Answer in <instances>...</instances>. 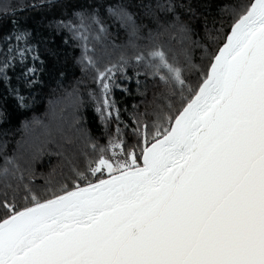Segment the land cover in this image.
Masks as SVG:
<instances>
[{"label":"snow or ice","instance_id":"snow-or-ice-1","mask_svg":"<svg viewBox=\"0 0 264 264\" xmlns=\"http://www.w3.org/2000/svg\"><path fill=\"white\" fill-rule=\"evenodd\" d=\"M160 7L172 19L158 21L159 27L186 46V67L158 44L134 57L167 90L162 94L167 103L157 105L151 124L144 114L125 123L112 97L113 88L120 87L117 73L128 79V60L122 56L101 69L88 55L86 21L105 31L100 6L76 12L78 24L55 22L57 29L67 28L85 41L83 59L97 74L100 96L93 99L108 139L106 144L89 140L91 155L84 153L82 162L66 157L67 171L58 178L50 173L39 186L30 168L22 171L5 158L0 264H264V0L231 10L230 30L209 36L215 50L205 48L200 65L190 54L191 45H199L191 4L167 0ZM178 9L190 15L182 18ZM107 11L137 34L123 7ZM31 35L14 29L4 36L0 77L5 83L17 62L25 82H36L40 57ZM149 38L155 39L151 32ZM186 70L195 71V84ZM10 91L27 107L18 89ZM48 136L53 142L52 131Z\"/></svg>","mask_w":264,"mask_h":264},{"label":"trees","instance_id":"trees-1","mask_svg":"<svg viewBox=\"0 0 264 264\" xmlns=\"http://www.w3.org/2000/svg\"><path fill=\"white\" fill-rule=\"evenodd\" d=\"M174 2L191 4L196 12L194 23L198 35L193 39L198 40L199 45H191V53L194 57L192 62L200 65L204 62L200 59L204 53L203 49L215 50V43L209 39V36H222L221 29L224 32L229 31L231 10L248 3L249 0H174ZM3 3H0V51L4 50L5 35L12 33L14 29L28 31L32 34L31 44L37 49L40 60L35 61L37 72L32 79L36 82L31 86L20 76L25 69L18 62L15 69L8 70L11 78L8 83L0 77V113H3L0 116V168L5 166V158L13 159L14 163L20 165L22 171L30 168L35 173L33 178L38 186L44 184L45 178H48L50 173L55 172L58 178L61 171H67L63 159L65 151L56 150L52 144H37L43 149L35 160L22 163L16 159V156L25 141L23 132L25 124L33 121L42 122L46 118L49 104L57 100L65 101L68 93H74L75 89H78L80 100L77 115L75 114L77 116L75 120L78 119L79 122L75 124V129L83 130L88 140L92 142L107 143L108 137L99 113L96 112V101L93 99V96H100V88L96 79L88 76L87 73L91 71H84L81 64L83 62L81 40L75 39L73 33L67 28L57 29L55 24L60 20L78 24L75 13L85 9L91 11L90 6L93 5L100 6V19L105 28L104 32H100L101 35L111 43L119 45L126 44L132 37V44H134L132 45L134 50L127 51L129 58H125L128 60L126 67L128 79L117 73L116 83L120 87L112 90V97L117 101V107L121 110V119L131 124L133 114L138 116L144 114L141 118L150 124L156 120L152 113L157 110V105H166L164 98L160 101L162 94L167 91L166 87L158 77L153 78L150 74L151 70L145 69L143 64L137 65L134 57L156 44L163 46L170 60L174 58L169 51L185 54L183 49L186 46L181 45L178 38L173 39L175 34L164 32L159 27L158 21L166 23L172 19V15L160 7L166 4L167 0H51V2L49 0H5ZM33 5L41 6L34 7ZM108 6L123 7L132 16L137 29L135 36L131 35V31L127 32L128 25L123 26L119 19L108 13ZM4 8L9 9L7 14L3 11ZM178 11L182 18L186 19L190 15L184 9H178ZM13 20L16 21V25H13ZM86 25L88 30L85 35L87 36L99 30L98 26L91 24L90 21H86ZM150 32L155 37L154 40L149 38ZM158 32L162 34L156 36ZM104 37L101 38L102 42ZM10 43L15 44L16 41L13 39ZM40 61H43V64ZM175 61H179L178 57ZM119 62L120 59L115 64ZM27 66H33L30 58ZM136 72H140L141 75L137 77ZM185 76L189 83L195 84L196 73ZM17 77L20 78L17 79ZM125 88L127 91L123 90ZM10 89L19 90L20 95L26 98L27 107L20 106L16 94ZM141 93L144 94L141 95ZM178 101V97L173 98L174 104ZM133 105L137 107L134 109ZM176 106L178 107L179 103ZM115 127V122H113L111 125L113 132ZM128 131L130 132V129ZM82 159L78 160L82 162ZM27 179L28 172L25 171V182Z\"/></svg>","mask_w":264,"mask_h":264},{"label":"rangeland","instance_id":"rangeland-1","mask_svg":"<svg viewBox=\"0 0 264 264\" xmlns=\"http://www.w3.org/2000/svg\"><path fill=\"white\" fill-rule=\"evenodd\" d=\"M5 0H0L1 4H4ZM8 1V0H7ZM4 6V5H3ZM120 22V20H119ZM127 26V25H123ZM131 28L129 27L128 31L130 33ZM87 36V35H86ZM87 39V46H88V55L92 57V59L96 62L97 66L101 69L104 67L110 66L112 64H115L117 60H121V57L129 58L128 50H134L132 47V37L129 41L126 42V44H116L111 43L108 41L106 37L101 35L100 31L97 29L96 32H93L92 34H88ZM103 42L102 39L103 38ZM101 39V40H100ZM85 41L81 40V45H84ZM193 48V47H192ZM83 50V56H84V47H82ZM169 51V50H168ZM203 56H200V59L202 60V57H205V49H203ZM169 54L173 56V58L182 65L183 67H186V60H185V54L182 53H172L169 51ZM191 54L192 60H194L193 54ZM82 56V61L80 60V63L83 66L84 71H89L90 73H87L88 76L92 77V79L96 78V72L93 68L88 67L86 64V61H84ZM116 60V61H115ZM114 61V62H113ZM86 67V68H85ZM194 71V70H193ZM189 72L185 71V75H189L195 72ZM74 93L69 92L66 96V100H57L54 102H51L49 104L48 112L46 115V118L42 122L33 121L28 125V127H23L24 132V143L21 146V148L18 151V154L16 156V159L22 163L29 162L31 160H35L36 157L43 148H39L37 144H43L46 143L52 144L53 147L58 150L61 149V151H65V154H63V159L66 164V157H73L75 156L77 159L83 158L84 159V153H88L91 155L92 149L91 146L89 147V140L86 133L81 130L80 128L75 129V124L79 122L78 119L75 120L77 116V110L80 103L79 95H78V89L73 90ZM163 101V96H161ZM164 102H167L166 100ZM178 104H174L175 106ZM158 110V109H157ZM66 111V112H65ZM52 131L53 136L51 139L53 142L49 143V136L48 132ZM33 142V143H32ZM67 145V146H66ZM82 159V161H83ZM11 168L12 165H9ZM67 168V165H65Z\"/></svg>","mask_w":264,"mask_h":264}]
</instances>
